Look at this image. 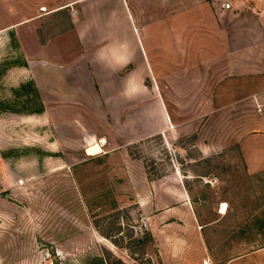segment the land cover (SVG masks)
<instances>
[{
	"label": "rangeland",
	"instance_id": "rangeland-1",
	"mask_svg": "<svg viewBox=\"0 0 264 264\" xmlns=\"http://www.w3.org/2000/svg\"><path fill=\"white\" fill-rule=\"evenodd\" d=\"M129 2L141 22L153 5L165 3L174 22L199 23L189 39L203 34L212 41L233 12L257 0ZM20 65L14 34L0 37V264H179L185 228L163 227L156 215L171 203L145 181L163 178L173 166L203 176L185 186L213 262L264 246V169L249 173L233 143L241 134L239 117L209 116L199 138L178 133L166 146L154 137L129 147L126 157L87 156L65 127H53ZM255 112L252 107L247 115L252 124L264 120ZM94 144L103 151L101 140ZM218 144L220 153L199 160L200 147ZM175 148L183 151L181 160ZM189 261L196 263V256Z\"/></svg>",
	"mask_w": 264,
	"mask_h": 264
},
{
	"label": "crops",
	"instance_id": "crops-1",
	"mask_svg": "<svg viewBox=\"0 0 264 264\" xmlns=\"http://www.w3.org/2000/svg\"><path fill=\"white\" fill-rule=\"evenodd\" d=\"M263 5L257 0L233 12L211 41L203 34L189 39L199 23L174 22L165 3L141 22L129 0H0V37L14 34L21 78L33 83L53 127H65L81 153L101 140L103 156L126 157L129 147L154 137L166 146L178 133L199 138L209 116L232 114L242 120L233 143L256 173L264 169V120L252 124L247 115L264 103ZM220 152L219 144L200 147L199 160ZM174 156L181 160L183 151L175 148ZM194 178L173 166L145 181L171 203L156 215L163 227L185 228L179 264H194L192 256L195 264H217L185 188ZM220 264H264V247Z\"/></svg>",
	"mask_w": 264,
	"mask_h": 264
},
{
	"label": "bare ground",
	"instance_id": "bare-ground-1",
	"mask_svg": "<svg viewBox=\"0 0 264 264\" xmlns=\"http://www.w3.org/2000/svg\"><path fill=\"white\" fill-rule=\"evenodd\" d=\"M87 155H89V156H94V155H97V154H100V153H102V151H101V148H100V146L98 145V144H94V145H92V146H90L88 149H87ZM226 205H224L223 206V208H222V211H221V213L222 214H225L226 213Z\"/></svg>",
	"mask_w": 264,
	"mask_h": 264
},
{
	"label": "built area",
	"instance_id": "built-area-1",
	"mask_svg": "<svg viewBox=\"0 0 264 264\" xmlns=\"http://www.w3.org/2000/svg\"><path fill=\"white\" fill-rule=\"evenodd\" d=\"M256 113L258 115L264 114V103L260 105H256Z\"/></svg>",
	"mask_w": 264,
	"mask_h": 264
},
{
	"label": "trees",
	"instance_id": "trees-1",
	"mask_svg": "<svg viewBox=\"0 0 264 264\" xmlns=\"http://www.w3.org/2000/svg\"><path fill=\"white\" fill-rule=\"evenodd\" d=\"M199 177L202 178L203 176H199ZM185 188H186V186H185ZM186 190H187V192L189 191L188 188H186ZM192 202L195 203L196 201H193V200H192ZM263 247H264V246H263ZM263 247H261V248H263Z\"/></svg>",
	"mask_w": 264,
	"mask_h": 264
},
{
	"label": "water",
	"instance_id": "water-1",
	"mask_svg": "<svg viewBox=\"0 0 264 264\" xmlns=\"http://www.w3.org/2000/svg\"><path fill=\"white\" fill-rule=\"evenodd\" d=\"M175 159H176V157H175ZM177 160V159H176ZM0 190H1V186H0Z\"/></svg>",
	"mask_w": 264,
	"mask_h": 264
}]
</instances>
